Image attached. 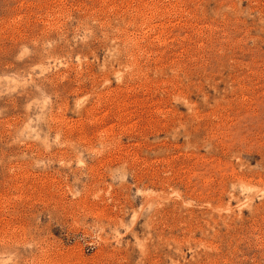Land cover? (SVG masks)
Here are the masks:
<instances>
[{
	"label": "rangeland",
	"instance_id": "obj_1",
	"mask_svg": "<svg viewBox=\"0 0 264 264\" xmlns=\"http://www.w3.org/2000/svg\"><path fill=\"white\" fill-rule=\"evenodd\" d=\"M0 264H264V0H0Z\"/></svg>",
	"mask_w": 264,
	"mask_h": 264
}]
</instances>
